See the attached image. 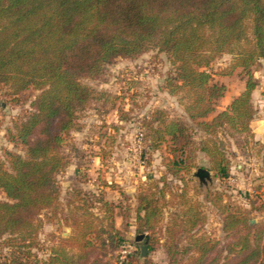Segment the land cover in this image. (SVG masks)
<instances>
[{"label":"trees","instance_id":"1","mask_svg":"<svg viewBox=\"0 0 264 264\" xmlns=\"http://www.w3.org/2000/svg\"><path fill=\"white\" fill-rule=\"evenodd\" d=\"M152 48L164 52L174 68L168 93L182 95L188 121L171 119L158 108L143 126L146 149L165 144L174 176L191 169L199 151L219 177H228L230 161L216 134L222 130L236 145L252 136L250 124L257 117L252 93L259 84L251 71L264 59V0H0V89L7 86L13 98L31 88L39 91L13 134L24 156L8 153L10 170L0 162V191L6 195L0 200V239L7 235L6 243L15 249L0 264H23L29 256L38 216L59 197L55 175L69 166L62 147L77 130L82 110L103 97L80 79L99 80L106 65ZM224 54L233 56L231 68L241 69L246 87L219 112L227 89L208 69ZM198 132L205 136L200 143L194 139ZM262 160L264 168V144ZM159 193L164 195V188ZM160 194L139 192L131 209L135 233L148 240L142 243L148 253L158 244ZM73 198L72 233L60 238L44 264H114L99 258L125 243L114 225L117 206L81 190ZM93 200L101 205L102 218L91 211ZM253 209L264 212V200ZM181 214L183 226L179 217L165 227L170 264H264V225H251L248 211H220L224 246L192 232L207 221L196 206L189 204ZM119 264H140L138 254Z\"/></svg>","mask_w":264,"mask_h":264},{"label":"rangeland","instance_id":"2","mask_svg":"<svg viewBox=\"0 0 264 264\" xmlns=\"http://www.w3.org/2000/svg\"><path fill=\"white\" fill-rule=\"evenodd\" d=\"M232 65L233 56L224 54L216 57L208 69L214 80L227 89L217 106L219 112L225 111L246 87L241 69H233ZM251 74L259 84L252 93V105L257 111V117L250 124L252 136L236 145V141L222 130L216 134L219 141L224 142L230 161L226 178L215 173L212 161L202 152H196L191 169L174 176L173 158L165 144L154 151L146 149L143 126L158 108L165 109L171 119L188 121L180 102L182 95L168 93L166 81L174 76V68L164 52L152 48L136 58L118 59L106 65L104 76L99 80L81 78V83L103 97L82 110L77 130L69 134L62 147L61 152L69 166L55 175L59 197L53 208L38 216L41 224L34 237V246L22 263L44 264L60 238L67 239L71 235L68 226L70 204L80 190L83 194L102 196L104 201L117 206L114 225L121 231L125 243L109 250L106 258H99L102 263L119 264L128 254L136 252L140 264L146 259V264H170L164 246L165 227L171 226L179 217L177 224L181 226L184 219L181 212L189 204L207 216L206 223L192 232L206 233L211 239L220 240L221 246L227 242L222 232V210L248 211L251 222L255 221L249 222L251 225H264V212L253 209L264 200V59L252 68ZM7 92V86L0 89V162L10 170L8 153L25 154L22 144L13 139L15 126L31 113L30 101L39 91L31 88L15 98ZM204 137L198 132L194 139L200 143ZM199 171L207 172V177L197 176ZM148 188L157 196L160 188H164L165 193L159 197L162 217L154 233L158 244L153 252L140 258V245L145 246L142 243L148 240H135L136 219L131 209L135 205V196ZM5 197L0 191V200ZM100 208L101 205L93 200L91 211L102 218L104 214ZM6 238L7 235L0 239V260L15 251L6 243Z\"/></svg>","mask_w":264,"mask_h":264},{"label":"water","instance_id":"3","mask_svg":"<svg viewBox=\"0 0 264 264\" xmlns=\"http://www.w3.org/2000/svg\"><path fill=\"white\" fill-rule=\"evenodd\" d=\"M207 175H208L207 172L203 173V172L199 171L197 173V176H199L201 178L207 177ZM251 223H255V221H252ZM143 239H145L144 235L138 234L135 237V240L136 241H140L141 242ZM140 248H141L140 249L141 250V252H140V258H144L147 255V253H148V247L147 246H141L140 245Z\"/></svg>","mask_w":264,"mask_h":264}]
</instances>
